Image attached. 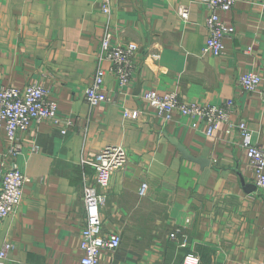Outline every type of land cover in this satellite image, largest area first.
Returning a JSON list of instances; mask_svg holds the SVG:
<instances>
[{"label":"crops","instance_id":"crops-1","mask_svg":"<svg viewBox=\"0 0 264 264\" xmlns=\"http://www.w3.org/2000/svg\"><path fill=\"white\" fill-rule=\"evenodd\" d=\"M180 5L188 7L185 20ZM207 14L204 0H112L109 14L99 0H0V87L40 84L58 114L75 122L66 135L47 121L19 134L23 149L14 162L27 181L17 209L0 219V247L12 245L4 264H79L83 177L93 179L81 158L106 145L122 146L128 159L99 207L104 233L121 236L115 250L100 252V264H180L188 252L199 264L263 258L264 194L240 134L220 124L205 136L189 117L175 112L164 121L141 98L153 90L189 103L232 100V122L244 121L264 149V0H236L218 12L234 28L220 56L201 54ZM105 35L137 45L135 70L124 88L107 73L111 102L90 107L84 90ZM249 71L261 77L253 92L237 82ZM124 109L140 114L127 118ZM8 145L0 129V172L10 165ZM142 182L148 189L141 197Z\"/></svg>","mask_w":264,"mask_h":264},{"label":"built area","instance_id":"built-area-1","mask_svg":"<svg viewBox=\"0 0 264 264\" xmlns=\"http://www.w3.org/2000/svg\"><path fill=\"white\" fill-rule=\"evenodd\" d=\"M112 0H99V8L104 14H109ZM236 0H204L208 9L205 17L207 37L201 48L202 55L220 56L223 51V39L234 34V28L224 24L219 17V11H229ZM188 7L180 5L178 15L184 20L188 17ZM250 48L244 50L249 53ZM137 45L133 42L114 44L109 35H105L97 53L95 70L91 82L84 90V100L90 107L101 102H111L105 92L104 78L107 73L114 76L117 85L124 88L133 78L135 70V54ZM153 57H157L156 54ZM106 64V66H105ZM238 85L247 92H253L261 83V77L252 71L238 77ZM141 98L155 109V113L164 121L171 119L175 112L191 119V127L201 130L205 136H211L220 124H227V133L237 131L240 134L241 148L244 150L247 164L254 171V185L264 194V149L252 142L251 130L240 120L233 123L231 115L234 105L232 100L221 104H197L184 101L175 92L158 93L150 90L141 94ZM140 112L124 109V116L135 119ZM50 122L61 134L75 127L72 118L62 116L57 112V104L50 99L49 90L40 84H29L23 88L0 87V129H3L9 145L3 157L10 161L8 169L0 172V219L14 212L19 206L23 186L27 178L17 167L14 159L22 151L23 144L19 134L29 130L32 123ZM86 128H84L85 130ZM38 150V146L32 148ZM128 155L119 145H106L91 158H81L83 165L91 166L93 179L83 177V203L86 211L85 225L81 229L79 249L81 258L79 264H100V252L104 249L115 250L121 242L119 232L104 233L99 215V207L107 199V189L111 176L126 165ZM148 184H139L137 192L144 196ZM174 237L175 234H170ZM12 248L5 242L0 247V264H4ZM180 264H199V257L186 253ZM254 264H264V256Z\"/></svg>","mask_w":264,"mask_h":264}]
</instances>
